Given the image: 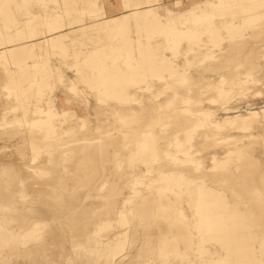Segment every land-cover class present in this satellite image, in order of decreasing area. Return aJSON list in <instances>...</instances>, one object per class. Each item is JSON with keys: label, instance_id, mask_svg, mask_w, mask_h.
I'll list each match as a JSON object with an SVG mask.
<instances>
[{"label": "rangeland", "instance_id": "1", "mask_svg": "<svg viewBox=\"0 0 264 264\" xmlns=\"http://www.w3.org/2000/svg\"><path fill=\"white\" fill-rule=\"evenodd\" d=\"M138 2L143 13L150 6L164 21L173 19L178 22L183 19L181 12L187 14L193 9L198 13L202 10L209 11L211 20L219 25L221 22L231 20V12L234 10L236 16L234 20L244 22L242 25L245 33L255 31L252 29L254 27L251 28L254 22H258V26L259 23L261 26L264 25V2L253 9H245L240 7V4H236L235 8H231L232 10L226 5L216 8L208 0H138ZM123 4L127 6V3L119 0H76V4L73 0H0V33L9 38H15V31L21 30L22 39L28 41L27 49L33 48L36 54L35 59L31 60L32 63L33 61H37L38 64L46 63L52 68L61 64L63 70L60 82L55 74L49 77L47 73H44L42 67L34 73L35 76L32 74L28 78H21L17 67L9 66V75H15L20 83V89L17 90L19 95L16 97L15 89L11 88L12 91L9 92L6 88L7 76L0 66V118L4 116L5 121L9 122L2 123L0 119V127H4L0 130V203L7 205L4 215L18 221L13 228L14 232L8 246L0 248V264H109V259L103 257L104 251L100 243L114 239L117 232H122L118 223H114L109 230L105 229L101 234H95L93 242H89L86 236H91L98 224L108 216H111L112 221L117 219L115 213L112 212L110 215L114 202L112 189L130 179L131 174L144 175L145 166L142 163L131 171L128 164V150L122 142L127 139L134 140L131 138L133 131L130 132V129L122 131V125L123 119H126L129 120L128 123L134 128L133 130L141 131L144 128L141 124H145L152 114L149 105L153 102L156 103L154 104L156 108H159L158 104H160L163 117H159V120L166 123L165 132L158 133L155 137L159 155L161 150L166 148L168 139L174 135L184 138L187 128L199 124L194 132L191 156L200 162V168L196 169L195 162L171 165L160 159L154 167L168 172L183 171L188 180H192L189 184L191 189L197 187L196 183L199 182H196L195 178L200 176L206 179V185L220 189L225 197H218L215 194L209 198L218 205L221 199H225L229 208H235L238 211L240 215L238 221L243 226L242 231L248 239L252 240L251 246L254 248L255 255L261 260L259 264H264V251H261V246H264V181H262L264 174L256 181L257 176L264 172V84L261 85V82L256 79L259 77L252 68L256 60L261 63L260 67H264V30L259 31L257 36L250 39L244 46L238 42L237 50L232 48L234 43L224 28L221 30L220 49L222 50L212 44L207 32L203 35L204 45L195 48L193 52H187L186 42L182 43L176 51L174 48L164 46L165 42L161 41V37H156L157 43L159 42L158 52H166L177 65V76L183 75L186 79H178L173 82L172 87L167 88H164L163 84L156 79L149 81V88L146 82L129 87L136 101L148 104L140 113L138 121H135L131 120L133 117L125 106L118 105L117 100L113 99L107 90H100L97 80H93L92 70L82 60L84 58L82 53L86 51L106 49L111 43L123 44L122 38L119 39L120 37L112 31L104 30L105 21L114 13L120 14ZM58 14L61 16L62 29L68 32L65 38L67 52L70 54L68 57L63 56L62 49L47 46L42 42L48 34L45 23L53 20ZM248 14L254 16L246 20L250 16H247ZM257 15L261 18L256 20ZM188 26H195V24L189 20ZM28 27L32 35H29ZM30 44L35 46L31 47ZM74 53H80V60L75 64L77 73L74 72L73 67H68L74 64ZM210 53L217 55V58L214 60L207 58L206 55ZM108 63L110 65L112 60L108 59ZM247 72L252 74L247 75ZM220 77L225 78V86L231 93L226 103L232 108L230 111L251 109L255 111L254 116L263 120V124L247 130H238L237 123H233L234 121L225 123L221 128L212 126L210 122L206 125L201 124L204 119L201 111L212 108L219 112L224 106L220 103L211 104L207 98L208 95L216 96L208 85L215 84ZM243 77L244 80L246 78L250 80L241 81L243 83L238 84V79ZM71 81L76 83L79 93L69 90ZM188 98L189 102H186ZM23 99L27 106L26 119L28 120L37 116L38 109H53L57 113L54 122L56 133L61 139L62 150L73 149L67 157L59 155V151H56L51 161L44 162L47 147H43L44 151L38 155L34 166L45 169L46 173L42 176L34 173L26 178L24 195L21 191H17L21 188L18 179L22 175L20 172L22 165L7 160L14 158L13 152L20 150L17 143L19 133L28 129L16 125L13 121L14 115L20 114ZM79 105H81L80 108ZM232 115L236 114H229V116ZM222 116H224L222 113L218 117L212 115L210 120L221 119ZM82 117L87 120L83 129L79 128ZM137 122H141L139 127L134 126ZM69 126H73L70 135L63 130ZM87 128L91 129L90 133L93 137H98L103 142L99 151L91 154L80 153L74 149L72 143H68L71 139L82 137L87 133ZM205 130L213 132L215 137L220 138L219 143H214L211 139L206 140L203 137ZM10 133H17V135L9 137ZM243 134L248 136L254 134L260 142L252 149H242V153L238 156L230 153L223 167H212V155L217 158L224 157L233 150V146L239 142ZM168 148L174 149L170 145ZM115 150L119 154L115 155ZM25 152L30 154L28 150ZM116 156L120 158L119 163L114 160ZM235 166L237 168L234 174L223 173L221 180H214L220 171H224L222 169ZM156 177V174L152 172L145 174V177L141 176V179L144 183H149ZM251 179H255V182L250 183ZM44 180L46 184H40ZM102 181H106L105 190L97 195L92 193L90 189L93 182L99 184ZM144 183L138 185L141 198L154 199V191L145 190ZM152 185L155 187L162 184L154 181ZM125 194L128 196L129 193L125 192ZM196 196L197 194L193 192V194L184 193L180 197H173L174 200H178L177 206L184 212V217L174 220L175 223L170 220L174 219L175 214L167 217L160 212L158 216H155L158 227L155 225L153 228L157 233L169 236L177 234L178 238L174 241L175 243L155 242L152 254L142 250L141 263L145 264L150 259L157 257L158 260L165 256L167 264H214L218 257L225 254L220 242L213 238L202 239V233L197 227L198 216L192 210ZM29 200L34 201L31 203H34L36 207L35 214L38 218L46 219L49 218L46 217L48 215L52 217L51 224L54 219L58 223L53 230L46 227L38 239H32L23 244L24 229L18 228L22 217L15 211L17 205L22 202L27 203ZM56 205L62 206L60 212L55 211ZM70 205L73 209H70ZM9 206L13 210H10ZM0 214H2L1 211ZM129 218L131 223L126 233L128 245L124 255L118 258L115 264H124L136 255L142 236L139 228L143 227L142 221L148 220L143 217L140 221L139 218H133L131 215ZM226 223L230 224V220L226 219ZM68 241H70L69 244H67ZM72 243L75 244V248L71 247ZM77 243L79 244L76 245ZM76 252L80 254L77 259ZM51 253L55 255L53 258L50 257ZM157 260L152 264H156Z\"/></svg>", "mask_w": 264, "mask_h": 264}, {"label": "bare ground", "instance_id": "2", "mask_svg": "<svg viewBox=\"0 0 264 264\" xmlns=\"http://www.w3.org/2000/svg\"><path fill=\"white\" fill-rule=\"evenodd\" d=\"M119 1H122L125 4L127 3V6L125 7L124 4V7L120 6V9L122 10L121 13H114L111 15L110 19L105 21L104 30L109 32L112 31L113 34L120 37L119 39L122 38V40H124L123 44L118 45L111 43L106 49L100 48L96 51H86L82 53L84 57L82 60L85 65L92 70V73L94 74L93 80H97L100 90H107L108 94L111 95L113 99L117 100L118 105L125 106L130 112L131 117H133L131 120L135 121H138L140 113L144 111L146 107L145 105L148 104L136 101V98H133V94L129 87L146 82L147 88H149V81H151V79H156L163 84L164 88H167L172 87L173 82L178 79H186L183 75L177 76V65L166 52H158L159 42L157 43V40L155 39L156 37H161V41L165 42V44H163L164 46L174 48L176 51H178L182 43L186 42L187 52H193L195 48L204 45L203 35L207 32L212 44L215 47H219V50H222L220 49L222 41L221 30L224 28L232 38L231 41L234 43L232 44V48L237 50L239 48L238 42H241L242 46H244L250 39H254L259 31L261 32L264 30V28H261L264 27V25L261 26L259 23L258 26V22H254L252 23L251 28L254 27L252 29L255 31H253V33H245L243 31L244 26L242 25L244 22L234 20L236 17L234 10L231 12V20L221 22L219 25L211 20V13L209 11L202 10L198 13L193 9L189 10L187 14L181 12L183 19L176 22V20L173 19L162 20L158 17V13L153 8H150V6H148L146 12L143 13L138 0ZM208 1H210L216 8L226 5L228 9L235 8L236 4H240V7L245 9H253L264 2V0ZM73 2L76 4V0H73ZM218 15L221 16L222 13H218ZM249 15L250 14L247 16ZM252 16L254 15H250L246 20H249ZM60 17L61 16L58 14L53 20L45 23L48 28V34L42 42L47 46L62 49L63 56L68 57L70 54L67 52L68 46L65 43V38L68 36V32L62 29ZM260 18L261 16L259 15L255 17L256 20ZM189 20H191L195 26H188ZM15 33V38H9L0 33V66L7 76V85L5 86L8 91L10 92L11 88L15 89L14 93L17 97L19 95L17 90L20 89V83L16 79V76L9 75V66L17 67L21 78H28L32 74L35 76L34 73L39 71L40 67H42V71L47 73L49 77H51L52 74H55L61 82L63 76L61 64H57L52 68L46 63L38 64L37 61H33L32 63L31 60L35 59L36 54L31 47H34L35 44H30L31 49H27L28 41L22 39V31L16 30ZM28 33L29 35H32L29 27ZM74 55V64L72 63L68 65L65 63V65H68L70 68L73 67L74 72L77 73L78 71L75 64L80 60V53H74ZM206 57L214 60L217 58V55L210 53L206 55ZM108 59L112 60L110 65ZM260 65L261 63L256 60L252 64V68L255 69L254 71L256 72L257 77H259L256 79L259 80L262 85L264 84V67H260ZM208 68L210 69V66ZM12 73H15V71H12ZM247 73V75L252 74L251 72ZM246 80L248 81L250 79L246 78ZM246 80H244V77L240 78L238 79V84L246 82ZM225 83V78L220 77L215 84L208 85L216 95L207 96L211 104L220 103L224 106L221 107L219 112L212 108L201 111L200 113L204 118L201 124L206 125L210 122L212 126L221 128L225 123L234 121L233 123H237L236 128L238 130H247L256 125L263 124V120L254 116L255 111H252L251 109L246 110H251L249 112L244 110L230 111L232 108L228 107L226 103L230 99L231 93L229 89L226 88ZM69 90H72L74 93H79V88L74 81L69 83ZM98 100H100L99 97ZM185 101L189 102V98ZM22 102L20 114L14 115L13 121L16 125L24 126L28 129L22 130L19 133L17 136V143L20 150L13 152L15 157L7 160L22 165V170L20 171L22 172V175L18 179L21 188L17 191H21L22 195H24V180L31 177L34 173L39 176L46 173L45 169L34 166V162L38 155L44 151L43 147H47L45 148L47 156L44 158V162L51 161L56 151H59V155L67 157L73 149H70L69 151L62 150L61 139L58 137L59 134L56 133V123L54 122L57 113L54 112L53 109H38L37 116L32 120H28L26 119L27 106L24 103V99ZM97 103L99 102L97 101ZM154 104L156 103L153 102L149 105L151 106L152 114H150L147 122L145 124L137 122L134 125L136 127H139L140 124L144 125V128L141 131L137 132L136 130H133L134 128L128 123L129 120L127 121L126 119H123L122 125V131L125 132L127 129H130V132L133 131V137L131 138L134 140L127 139L122 142V145L128 150V164H130L131 171H133L139 163H142L145 166L144 175L131 174L130 179L124 181L120 186L116 185L112 189L114 202L112 204L110 215L112 212L115 213L117 219L112 221L111 216H108V218L98 224L93 230L94 233L91 234V236H86V239L89 242H93L95 241V234H101L105 229L109 230L114 223H118L122 228V232H117L114 239H108L106 242H99L101 249L104 251L103 257L109 259V264H115V261L124 255L128 245L126 233L128 225L131 223L129 215L133 218H139L140 221L143 217H146L148 220L142 221L143 227H138L142 235L139 248L137 249L138 252L130 260L124 263L143 264L140 262V253L142 250L148 254H152L155 242L168 244L177 241L178 238L177 234L169 236L167 234L160 235L157 233L153 228V226H157L155 216H158L160 212H163L167 217H171L175 214L174 219H170L175 223L174 220L184 217V212L182 208L177 206L178 200H174L173 197L177 198L184 193L193 194V192H195L197 196L192 204V210L194 214L198 216L199 223L197 224V227L202 233L201 237L203 240L213 238L220 242L225 252L222 257L216 259L214 264H259L261 260L255 255L254 248L251 246L252 240L248 239L246 234H244L242 231L243 226L238 221L240 216L238 211L235 208H229L227 204L228 202L225 199H221L220 204L218 205L214 200L212 201L209 198L215 194L218 197H225L220 189L206 185V179L203 176L195 178L196 182L199 183H196L197 187L195 189H191L189 184L192 180H188L183 171L168 172L154 167V164L162 159L164 163L171 165L195 162L197 164L196 169L200 168V162L191 156V149L194 147V132L199 124L192 128H187V133L184 138L174 135L168 139L166 148L162 149L161 154L159 155L156 148L155 137L158 133L165 132L166 123L160 122L159 120V117H163L161 116L160 104H158L159 108H156ZM80 107L81 105H79V108ZM220 113L224 114L221 119L210 120L212 115L213 117H218ZM230 113H235L236 115L229 116ZM0 119L2 120V123H9L8 121H5L4 116ZM86 124V118L82 117L79 123V128L83 129ZM3 128L4 127H0V130ZM72 129L73 126H69L63 130L70 135ZM90 132H92L91 129L87 128V133L83 134L82 137L71 139L68 143H72L74 149L80 153H95L96 151H99L103 142L98 139V137H93ZM212 133L213 132H210L209 130H205L203 137L206 140L211 139L214 143H219L218 141L220 138L215 137ZM9 135V137H15L17 133H10ZM247 136L248 135L243 134L239 142L233 146V150L227 153L224 157L217 158L215 155H212L211 166L214 168L223 167L222 165L228 161L230 153H234L238 156L242 153V149H252L260 142V140L254 137V134ZM8 142H10V140ZM169 145L173 146L174 149H169ZM25 150L30 151V154L25 152ZM114 154L117 155L119 152L115 150ZM114 160L117 163L120 162V158L117 156ZM236 168L237 166L222 169V171H224H220L219 174H217L219 177L216 176L217 178L214 180H221L223 173L229 175L234 174ZM152 172H154L157 177L149 183H144L141 176L145 177V174L147 175ZM263 174L264 172L260 173L257 176L256 181ZM154 181H159L162 185L154 187L152 185ZM262 181H264V177L262 178ZM105 182L106 181H102L99 184H94L93 182L90 191L96 193V195L103 192L106 187ZM254 182L255 179L250 180V183ZM142 183H144L145 190L150 191L152 189L154 191V199L145 200L141 198V190L138 185H142ZM40 184H46V181H41ZM125 192L129 193L128 196H126ZM31 201L34 202L33 200ZM31 201L29 200L27 203L22 202L17 205L15 211V213H20V216L22 217L18 228L24 229V233L22 234L24 236V240L22 241L23 244L28 243L32 239H38L46 227L47 229L49 228L53 230L58 223L54 219V222L51 224L52 217L48 215H46V217L49 218L46 219L38 218V215L35 214L36 207ZM151 201L153 202L151 203ZM6 206V204L0 203V211L2 212V214H0V248H4L6 245L8 246V242L14 232L13 228L16 222H18L4 215L7 211ZM9 209L13 210L11 206H9ZM55 209L56 212H60L62 206L56 205ZM70 209H73L72 205H70ZM226 219L230 220V224L226 223ZM151 224L154 225L151 226ZM164 236L165 238H163ZM43 243H45V241ZM69 243L70 241L67 242V244ZM78 244L79 243L76 245ZM71 247L75 248V244L72 243ZM261 251H264V246H261ZM75 254L76 259L80 257L79 252H76ZM156 258L150 259V261L145 264H152V262L157 260ZM156 264H167L165 256L158 259Z\"/></svg>", "mask_w": 264, "mask_h": 264}, {"label": "crops", "instance_id": "3", "mask_svg": "<svg viewBox=\"0 0 264 264\" xmlns=\"http://www.w3.org/2000/svg\"><path fill=\"white\" fill-rule=\"evenodd\" d=\"M55 255H53L52 253L50 254V257L53 258ZM120 262H123V261H120Z\"/></svg>", "mask_w": 264, "mask_h": 264}]
</instances>
